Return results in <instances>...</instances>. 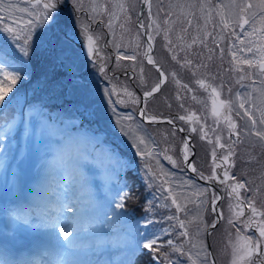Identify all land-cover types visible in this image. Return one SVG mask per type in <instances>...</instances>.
Masks as SVG:
<instances>
[{
    "label": "snow or ice",
    "instance_id": "snow-or-ice-1",
    "mask_svg": "<svg viewBox=\"0 0 264 264\" xmlns=\"http://www.w3.org/2000/svg\"><path fill=\"white\" fill-rule=\"evenodd\" d=\"M25 4H30L29 7L19 8V12L22 15L17 17L15 15L17 11V5L12 0H0V136L7 138L12 128L15 126V110L14 106L19 104V89L18 85L25 80L29 75L30 61L33 55H35L36 48L45 39L47 33L59 23V19L62 14L66 11L68 18L66 21V28L62 29L63 37L65 40H71L72 35L81 40V52L86 58V63L91 64L93 60L106 61V57L101 55L100 45L98 41L100 36L95 37L91 31V24L96 20L97 17H107L106 27L112 32L113 38L115 39V32L113 31L114 22L120 20L121 14L124 16V21L119 23L121 30H125V25L131 20V15L128 10V6L125 0H88L87 5L85 0H21ZM111 2L112 7L109 8ZM142 4L147 9V20L148 23L144 22L143 12L137 16V28L143 30L144 36L147 40L146 50L143 53L141 63L144 61L151 65L158 73V79L154 82L148 90L143 92V100L139 97H135L134 93L128 92L127 88L122 89L124 97L131 100L132 103L141 105L138 109L139 116L148 123L161 122L160 117L156 115L147 114V100L153 97L156 93L161 91L162 86L168 80V76L165 75L164 70L160 64L151 55L154 44V35H160L163 33V39L166 41L165 47L168 48L169 52L172 53V59L177 60V45L173 44L169 38V33L176 32V40L183 43L184 34L188 33L189 29L195 28L197 32L200 31V25L196 23L201 17L204 18L205 28L207 27L208 20L211 19L210 13L215 10L219 16V25L221 33L228 30V35L234 36L237 40H240V36L237 34L236 29L239 28L240 33L245 36H250L257 31L260 32V39L264 41V0H241L237 3V0H231L227 5L217 4L213 9L209 3V0H168L165 4L163 0H158L156 4V11L153 13V0H142ZM229 10L226 15L224 9ZM199 13V16L197 15ZM26 16V18H25ZM87 17V21L82 17ZM80 17V18H78ZM162 17V21H161ZM257 23L260 24V28L257 29ZM163 24V27H162ZM245 25L248 26L249 31L245 30ZM178 26V27H176ZM5 33L7 35H5ZM139 34V33H138ZM204 37L212 35L211 32L204 31L202 33ZM11 37V42L8 37ZM59 39V37H57ZM220 40H223V35L220 36ZM199 43L206 46L200 35L192 37L191 44H184L179 50L184 51L182 67L189 71L195 69L193 75L204 76L208 78L206 72H201V68H206L203 64H194L191 59L188 58L187 48L192 45ZM214 43H217L214 37ZM243 44V41H241ZM252 44V41H249ZM117 47L118 52L116 55V61L119 63L121 58L124 60H130L135 62L137 60V54L124 55L119 52V45ZM255 47V45H253ZM253 47H248L247 52L252 53L253 59H243V57L237 59V66L239 64H246L250 69H257L261 77H264V43L258 47L257 52H253ZM235 49L236 46L234 45ZM243 51V49H239ZM211 51V50H210ZM224 48H219L220 57L224 56ZM231 56L236 58V50H230ZM91 57L92 59H87ZM211 59V56L208 57ZM177 63H180L177 60ZM100 71L105 72L106 64L101 63L99 65ZM143 74V68L140 69ZM243 71V69H240ZM171 79L177 85H180V81L177 79L175 72L170 73ZM143 82V77H141ZM240 79H244L243 76ZM78 85H82L81 81H76ZM196 84L200 87H205V79H196ZM261 88L258 90L260 95L264 97V79L260 81ZM86 87L85 85H82ZM183 89L191 92L192 89L187 84L180 85ZM223 88V85H221ZM206 89L211 90V93H215L219 96L216 88L212 84H207ZM15 90V91H14ZM257 91L256 89H253ZM108 93L107 100H112V94L116 91L115 87L104 89ZM229 91H231L229 89ZM11 94V95H10ZM120 96V93H116ZM239 97V93H237ZM177 99H180L179 94ZM193 100H196V96H192ZM119 103H126L124 98H120ZM248 107H245V104ZM221 107L226 109L228 113L232 112V103L229 101H221ZM182 106V105H181ZM115 105H113V108ZM8 109L9 111H5ZM258 112V115L254 113ZM212 114L218 116L220 113L216 106V101H212ZM236 115L238 118L243 120V127L231 119L230 116H225V122L229 130V144H220V137L217 136L216 140L219 148L227 151L226 155H223L220 159L221 162L217 163V153L214 147L211 152L212 157V171L211 175L204 176L199 173L195 162H189V141H183L182 149V163L190 168L193 173H197L201 180L216 181L220 184L225 185V191L229 197H235V204H229L227 218L228 225L235 230L234 236L229 235L228 244L231 247V264H264V201H262V207L256 206L255 197L259 193L258 187H249L248 184L239 182L234 176H230L229 168L234 166V162L230 160V157L235 155L233 145L240 143L241 136L250 137L255 136L259 142L264 145V107L257 108L253 103L251 95L243 98L239 101ZM26 119V114L21 110V120ZM123 120L132 121L134 117L131 115L122 117ZM177 119L183 121H194L197 119L195 114L186 116H178ZM169 124H174V121L168 119ZM184 131V129H178ZM124 132V129H120ZM142 129H137V133L134 134L133 143L135 145V152L140 157L147 159H155L160 153L155 149L148 150V142L144 135L139 134ZM192 131H196L192 128ZM201 139L207 138V133L203 132V126H201ZM24 134H29L28 125H24ZM129 135L130 133H125ZM211 142V141H209ZM75 138L68 134L67 146L69 153L71 154L74 150ZM110 152L115 154L113 149H109ZM79 153V149H76ZM163 159L170 162V164L179 167L176 159L172 156H163ZM76 162H80V156L77 154ZM224 165H227L226 167ZM264 167V166H262ZM162 168V166H161ZM220 168L223 173L224 179H220L216 174V169ZM146 171H149V179L159 181V192L161 193V199L164 203L161 205L164 208L173 207L177 213L185 214V218L181 219L179 215L164 216L163 219L171 222L175 221V225H171L168 229L159 228L155 229V225L158 223L155 219L148 218V214H145L143 219V231H140L139 222H137L135 232H129L128 235L132 237V242L129 244L131 254H139L141 256H148L149 259L147 264H164L165 261L168 264H177L176 260L170 258V254H176L178 256H186L188 264H216L214 259V249L210 243L204 241L205 234H211L216 230L217 224L221 220L225 219L224 211L217 207V202L222 200L223 197L217 195L215 192H211L208 188L198 189L200 210L197 211L196 215L191 218L187 217L186 202H182L178 195L174 192V187L178 188L180 185L174 183V178L171 173H166L163 170L158 174L155 171H151L150 167L146 165ZM264 176V172H262ZM170 180L173 181L170 183ZM229 180L232 183H227ZM195 187L192 181H187ZM127 187V185H125ZM245 189L252 193V198L244 199L240 197L239 190ZM116 202L112 207L113 216L117 220H123L128 216L127 211L117 212L116 209L124 210L126 205L125 201L131 198L130 192H124L123 189L116 191ZM155 199V195H153ZM111 203V202H110ZM207 205V207H204ZM148 211L151 212L153 205L150 201H146ZM75 205L69 206L64 205L63 209L59 210L55 215L56 222L53 224V229L59 226V224H65L71 229H77L76 214L80 212L79 208H73ZM247 210V216H246ZM203 212L215 213L216 217L210 223L205 221L203 218ZM71 215H68V214ZM196 223V231L194 233L189 231V226ZM152 226V230H150ZM255 230L258 235L246 234L249 229ZM243 229V231H242ZM59 232L63 233L64 239L68 240L69 236L73 235L71 231H65L63 227H59ZM173 232L176 233L178 238H183L179 243L176 239H163L171 235ZM76 235H79V231H76ZM167 246L169 251H162ZM7 264V261L4 262ZM127 264H133L129 259Z\"/></svg>",
    "mask_w": 264,
    "mask_h": 264
},
{
    "label": "rangeland",
    "instance_id": "rangeland-1",
    "mask_svg": "<svg viewBox=\"0 0 264 264\" xmlns=\"http://www.w3.org/2000/svg\"><path fill=\"white\" fill-rule=\"evenodd\" d=\"M130 23L131 20L127 22L129 28L126 33H130L131 39L136 40L138 34ZM250 38L253 40L252 35ZM253 45L255 48L258 47L255 41L248 44V47ZM159 61L164 65L165 61L168 65L173 64L166 58ZM182 63L180 61L181 65ZM163 68L166 67L163 66ZM217 78L220 80V76ZM218 85L214 87L219 97L224 99L221 85ZM249 95L248 92L247 96ZM198 100H201V97ZM256 100L257 108L264 105V97L261 95ZM26 116L25 122L21 120V117L15 118V126L7 138L0 136V196L10 198L7 203V212L12 215L11 224L14 229L6 232L0 217V234L14 240L22 239L24 235H32L35 232L48 233L56 241V245L52 248H56L60 255L57 264L63 260L65 264H127L129 259L134 264L138 253L131 254L129 244L132 242V237L128 233L135 232L137 222H139L140 231H143V219L131 224L135 230L126 229L123 227L130 223L131 212L126 208L116 209L117 212L127 211L128 216L123 220H117L112 213V207L116 202V191L124 190V172L131 165L133 166V163H129L128 158L119 152L117 146L103 141L105 132H90L81 127L59 128L46 123H42L40 131H35L34 120H31L32 117L28 113ZM25 123L29 128L27 135L24 134ZM20 125L23 127L22 148L14 164L7 169L16 146L11 136ZM69 133L75 138L74 150L71 154L67 146ZM250 138L253 139L252 143L264 146L255 136ZM76 149H79V153ZM109 149H113L115 154ZM252 152L253 148L246 151L248 155ZM77 154L80 156L79 163L76 162ZM254 164L257 168L264 166L261 161ZM82 166L89 170L83 171ZM24 179H31V186L35 192L42 195L39 198V207L29 212V217L16 212L17 207L13 203L17 197L18 187ZM108 184L111 189H106L105 186ZM40 187L46 188V191H39ZM64 205H75L73 211L75 208L80 209V212L76 214L77 229H71L65 224H59L53 229V224L56 222L54 214L63 209ZM3 210L4 202L0 200V215ZM32 215L40 216L41 224H32L29 221ZM59 227H63L65 231H71L73 235L65 240L63 233L59 232ZM0 259H2L0 264H4L6 259L2 253H0Z\"/></svg>",
    "mask_w": 264,
    "mask_h": 264
},
{
    "label": "trees",
    "instance_id": "trees-1",
    "mask_svg": "<svg viewBox=\"0 0 264 264\" xmlns=\"http://www.w3.org/2000/svg\"><path fill=\"white\" fill-rule=\"evenodd\" d=\"M125 2L129 7L128 10L131 17L135 20L137 18L139 2L135 5H133L132 0H125ZM157 2L158 0H154L155 11ZM163 2L167 4L168 0H163ZM193 2H195V0H193ZM230 2L231 0H209L213 9L217 4L227 5ZM239 2H241V0H237V3ZM109 8L111 9L110 5ZM224 12L227 15L229 10L225 8ZM197 15L199 16V13H197ZM210 16L211 19L208 20L206 28L203 17L196 21V23L200 25L199 33L195 28L189 29L188 33L184 34L183 43L176 40L175 31L169 33V38L172 40L173 44L177 45V60H183L185 55V52L179 49L183 47L184 44H191L193 36L200 35V38L204 40L206 46L201 45L198 41L190 48H187L186 51L188 53V58L191 59L194 64H203L207 66L206 68H201V72H206L208 75L215 72L217 76L224 79V84H227L229 81L237 83L235 80L237 73L240 75L242 74L241 76L250 81L256 79L261 81L263 78L260 76L257 69H250L248 65L242 63L237 66V59L241 57H243V59H253V57L247 56L246 52L251 35L245 36L243 33H240L239 28L236 29V32L240 36V40H237L234 36L228 35V30L221 33L219 16L216 11L213 10ZM120 18L124 19L123 14H121ZM145 18H147V16H145ZM133 26H136V24ZM259 28L260 24L257 23V29ZM245 30L249 31L247 25H245ZM204 31L211 32L212 35L204 37L202 35ZM221 35H223V40H220ZM214 37L217 43L213 42ZM156 38L157 52L160 54V60L163 58H166V60L170 59L173 63L170 66L177 68L179 65L177 60L172 59V53L164 46L166 41L163 39V33ZM46 39L45 37L41 44L37 46L35 55L31 58L28 77L18 85L19 104L14 106V110L16 111V109L23 104L20 101H25L26 107L40 108L42 115L48 116L49 118L54 117L60 122H63L65 118H71V116H73L72 119L82 117L83 125L95 130L100 128L108 130L111 135H109L107 139L116 143L118 141V137L116 136L117 132L114 127L116 103L114 101L113 103L105 101L108 93L102 91L108 89L110 83L106 84L104 87L101 86L102 90H100L98 87L100 81L97 79L96 75L90 78L84 72V61L80 63L72 62V65L71 61L65 57L63 52H55L53 46V51L51 47H46V44L49 46ZM126 41L130 40L126 37ZM241 41H243V44H241ZM253 41L257 43L258 47L261 43H264V41L260 39L259 31L255 33ZM234 45L236 46L235 49L233 48ZM219 48H224L225 50L223 58L220 57ZM239 49H243V51ZM230 50H236V58L231 56ZM209 56H211V59H208ZM240 69H243V71H240ZM194 71L195 69L191 71L185 69L186 76H190ZM87 77L90 80H88ZM76 81H81L82 85L86 87L78 85ZM258 90L259 89H257V91ZM259 93L258 91L257 94L260 95ZM113 105H115L114 108ZM88 109L92 110L94 113L93 116L89 117L86 115V110ZM5 111L7 112L9 110L6 109ZM128 139V135L123 136V141L127 142ZM252 146V158L254 162L261 161L264 163V146L254 143ZM249 156L251 157V155ZM128 178H130L131 198L128 200L127 206L135 210L137 215L146 214L148 212L146 201L151 202L148 178L145 175L141 178L139 175L133 174V172L128 173ZM257 179L264 180V176L260 175ZM164 210H168L172 212V214L174 213L173 207L164 208ZM148 259L149 257L146 255H138L135 264H147Z\"/></svg>",
    "mask_w": 264,
    "mask_h": 264
},
{
    "label": "flooded vegetation",
    "instance_id": "flooded-vegetation-1",
    "mask_svg": "<svg viewBox=\"0 0 264 264\" xmlns=\"http://www.w3.org/2000/svg\"><path fill=\"white\" fill-rule=\"evenodd\" d=\"M117 23L114 22V25ZM103 34H105L106 36L110 35L109 29L106 27V24H102L101 28L98 30V35L100 36V40L98 41L99 45H100V50H101V55L106 57L108 56V52L106 51V49H112L111 46L106 44V40L105 37H103ZM73 37V36H72ZM75 39V37H74ZM76 40H80V38L77 37ZM100 64L101 63H105L106 61H98ZM134 70L133 68L127 66V62L124 61L123 58H121V60L119 61V63L117 62L116 68H115V72L114 75L116 76V79L121 80L123 78H125L126 80H130L132 79L131 77V71ZM105 75L108 74H112L111 71H109L107 69V65H106V69L105 72H103ZM140 77V75H139ZM142 81V79H140ZM144 82V81H143ZM145 83L149 84V81H145ZM140 88V87H139ZM140 90L142 91L143 89L140 88ZM179 94L180 99H177V95ZM214 93H211V97L213 98ZM182 105V106H181ZM206 105H208V101L206 100ZM211 111H209L210 114H202V113H198V108L194 105H186L184 99H183V95H182V88L180 89L179 86L174 87L173 90L171 92H167V96L166 98H164L163 103H162V107L157 109L156 111H154V113H158L161 112L163 115H168L171 116L177 123V126L179 127V129H184V131H179L175 126L173 125H167L165 126V128L167 129L166 131V136L165 138L167 139L168 142V146L167 148L170 149V155L173 157V159L178 158L179 162L181 161L182 163V149H183V141L184 140H188L190 139V136L192 135V141H193V146L195 148V154L192 157V148L190 147V152H189V158L192 159V161L195 162V165L197 167V170L199 173H202L204 176H209L211 175V171H212V157H211V152L213 150V148H216V153H217V163L221 162V157L223 155L227 154L226 148L227 145L229 144V130H228V126L225 122L224 117L225 116H230L231 119L233 121H235L238 126L242 127L241 125V121L239 120L238 117H235L232 113H228L226 111V109L223 108V112L221 115L218 116H213L212 114V104H211ZM192 112L197 113L196 114V118L194 121H183V120H179L177 119V114L180 115H185L188 116L190 114H192ZM201 126H203V132L207 133V138L205 139H201ZM192 128H195L196 131H192ZM188 132L189 136H186L184 132ZM219 136V142L220 144H225L226 148L225 149H221L218 146L216 137ZM211 141V142H209ZM241 141L240 143H235L233 145L234 147V151H235V155L233 157H230V160H232L234 162V166L229 168V174L230 176H234L236 178L237 181L239 182H243L248 184L249 182V178H247L246 180H242V178H240L239 173H241L243 171V169H239V165L237 163H239V159L237 157L238 152L245 148L247 146V144L243 143L244 138L241 136ZM161 153L158 156L161 157ZM182 165H184L182 163ZM225 167L227 165H224ZM216 174L217 176L220 177V179H224L223 177V173L222 170L220 168L216 169ZM199 177V176H198ZM197 180V184L198 187L196 186V188L202 189V188H208L211 192H215L217 195L223 197L222 200L217 202V207L221 208L224 213H225V219L221 220L218 227H217V232L216 234H218V237L221 236L222 240L224 241V245H227V249L225 251V264H231V247L228 244V239H229V235L232 234L234 236L235 234V230L232 229L228 223H227V218L229 216V212H228V206L229 204H235V197H229L225 191V185L220 184L218 180L216 181H208V180H201L196 179ZM227 183H232L231 180H229ZM248 186L250 187V185L248 184ZM257 187L259 189H261V185H257ZM240 193V197L244 198V199H248V198H252V193L246 191L245 189H240L239 190ZM201 198V197H199ZM263 198V197H262ZM256 199V206L262 207V201H260L258 199V194L255 197ZM264 200V199H263ZM199 201V200H197ZM207 207V206H206ZM208 215L210 219H215L216 214L215 213H211V212H205V215ZM247 210H246V216H247ZM243 231V229H242ZM246 234L249 235H258V233L255 232L254 228L253 229H249L247 231ZM221 264H222V257L220 259Z\"/></svg>",
    "mask_w": 264,
    "mask_h": 264
},
{
    "label": "water",
    "instance_id": "water-1",
    "mask_svg": "<svg viewBox=\"0 0 264 264\" xmlns=\"http://www.w3.org/2000/svg\"><path fill=\"white\" fill-rule=\"evenodd\" d=\"M144 10H145V7H144L143 4H142L141 13L144 12ZM217 104H218V102H217ZM217 108H218V105H217ZM164 120H165V118H163L161 121H164ZM157 123H158V122H157Z\"/></svg>",
    "mask_w": 264,
    "mask_h": 264
},
{
    "label": "bare ground",
    "instance_id": "bare-ground-1",
    "mask_svg": "<svg viewBox=\"0 0 264 264\" xmlns=\"http://www.w3.org/2000/svg\"><path fill=\"white\" fill-rule=\"evenodd\" d=\"M193 155H194V154H193ZM105 187H106V189H107V188H108V189H111L110 186H109V184L106 185ZM106 195H108V194H106Z\"/></svg>",
    "mask_w": 264,
    "mask_h": 264
}]
</instances>
